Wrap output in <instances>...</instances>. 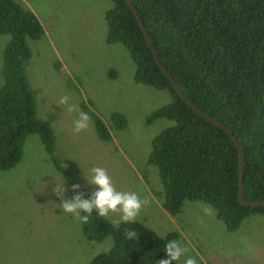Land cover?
Instances as JSON below:
<instances>
[{
  "label": "trees",
  "instance_id": "16d2710c",
  "mask_svg": "<svg viewBox=\"0 0 264 264\" xmlns=\"http://www.w3.org/2000/svg\"><path fill=\"white\" fill-rule=\"evenodd\" d=\"M107 11L108 43H123L137 66V82L168 90L172 102L155 110L148 121L175 123L153 141L148 162L159 167L164 206L178 214L187 200L215 207L229 229L264 206L239 200L240 156L231 135L198 114L161 70L140 23L126 0H113ZM141 14L164 66L189 98L208 116L229 127L238 138L245 162L248 201H264V0H132ZM0 33L10 34L4 50L0 89V170L15 167L27 136H41L51 156L55 137L37 118L35 97L25 67L32 57L27 38L45 29L34 11L20 0H0ZM119 125L125 117L115 115ZM95 127L104 139L111 133L98 116ZM65 179L85 186L61 170ZM90 223L98 237L113 236V246L89 264H156L166 258L165 245L179 233L160 236L142 221L113 225L93 212ZM126 230L137 237L125 238Z\"/></svg>",
  "mask_w": 264,
  "mask_h": 264
},
{
  "label": "rangeland",
  "instance_id": "374dc122",
  "mask_svg": "<svg viewBox=\"0 0 264 264\" xmlns=\"http://www.w3.org/2000/svg\"><path fill=\"white\" fill-rule=\"evenodd\" d=\"M45 29L41 38H27L32 57L25 67L35 97L37 118L55 137L53 155L36 133L24 142L19 163L0 170V264H89L113 246V236L100 239L90 223L64 213L52 188L65 183L66 197L75 195L61 170L81 182L93 167L105 168L118 191H134L150 203L136 218L160 236L179 233L178 241L198 264H264V215L251 213L229 229L211 204L187 200L178 214L164 206L159 167L148 162L155 137L175 121L149 116L172 102L168 90L137 82V66L123 43H108L107 11L113 0H20ZM10 34L0 33V89L4 84V50ZM71 102L90 116L89 128L72 131L76 114L58 105ZM125 117L119 125L115 115ZM111 139L102 138L95 117ZM210 210L208 214L204 209ZM107 218L118 226L119 214ZM251 249V250H250ZM176 264H184L181 258Z\"/></svg>",
  "mask_w": 264,
  "mask_h": 264
},
{
  "label": "clouds",
  "instance_id": "9594fccd",
  "mask_svg": "<svg viewBox=\"0 0 264 264\" xmlns=\"http://www.w3.org/2000/svg\"><path fill=\"white\" fill-rule=\"evenodd\" d=\"M58 105L64 111L76 114L72 121L74 134H80L89 128L90 116L80 110L77 104L71 102V96H62ZM90 172L91 175H85V179L88 185L95 186V190L88 198H85L86 193L79 183L72 184L71 190L75 195L68 198L66 197L68 189H66L65 183L55 182L52 192L61 201L57 205L62 214H71L76 220L86 224L93 212L99 217H107L110 213H115L119 214L120 222L133 223L143 208L150 203L147 197L142 199L134 191H118L105 168L93 167ZM204 211L206 214L210 212L207 208ZM124 235L128 240L137 237L135 230H126ZM164 252L166 258L157 260L156 264H176L181 258H184V264H198L196 257L187 255L189 248L178 240L168 241Z\"/></svg>",
  "mask_w": 264,
  "mask_h": 264
},
{
  "label": "water",
  "instance_id": "95a60500",
  "mask_svg": "<svg viewBox=\"0 0 264 264\" xmlns=\"http://www.w3.org/2000/svg\"><path fill=\"white\" fill-rule=\"evenodd\" d=\"M128 2V4L131 6V8L133 9L139 23L140 26L147 38V41L151 47V50L154 54V57L157 61V64L159 65V67L161 68V70L168 76V78L170 79L171 83L173 84V86L175 87V89L177 90V92L184 98V100L200 115H202L206 120L215 123L217 125H219L220 127H222L227 133H229L231 135V137L233 138V140L235 141L238 151H239V156H240V188H239V200L240 202L245 205V206H249V207H261L264 206V201H248L245 199L244 197V191H245V162H244V156H243V150L241 148V144L238 140V138L235 136L234 132L227 127L225 124H223L220 121H217L216 119L208 116L206 113H204L190 98L189 96H187V94L182 90V88L180 87V85L178 84V82L175 80V78L172 76V74L167 70V68L164 66L162 60L160 59L157 50L154 46V43L151 39L150 33L147 29V27L145 26V23L141 17L140 12L138 11L137 7L134 5L132 0H126Z\"/></svg>",
  "mask_w": 264,
  "mask_h": 264
},
{
  "label": "crops",
  "instance_id": "0c3cea01",
  "mask_svg": "<svg viewBox=\"0 0 264 264\" xmlns=\"http://www.w3.org/2000/svg\"><path fill=\"white\" fill-rule=\"evenodd\" d=\"M35 12V11H34Z\"/></svg>",
  "mask_w": 264,
  "mask_h": 264
}]
</instances>
